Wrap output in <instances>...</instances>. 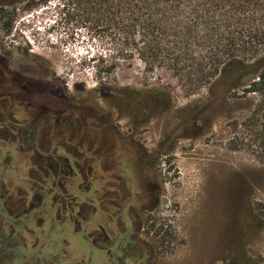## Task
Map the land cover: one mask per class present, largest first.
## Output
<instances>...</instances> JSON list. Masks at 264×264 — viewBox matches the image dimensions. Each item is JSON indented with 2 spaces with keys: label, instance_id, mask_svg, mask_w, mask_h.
<instances>
[{
  "label": "rangeland",
  "instance_id": "374dc122",
  "mask_svg": "<svg viewBox=\"0 0 264 264\" xmlns=\"http://www.w3.org/2000/svg\"><path fill=\"white\" fill-rule=\"evenodd\" d=\"M113 52L99 39L91 38L86 29L66 22L55 3L34 7L19 4L0 14V64L7 72L48 83L69 103L82 102L86 110L80 118L83 123H113L121 134L151 152L157 151L162 142L166 144L161 146L162 154L155 167L159 205L151 212L141 211L137 200L129 201L131 218L136 221L131 225L136 228L130 229V235L117 236L120 240L115 241L108 216L120 212L104 203L110 198L107 194L119 188L111 180L113 169L109 171L114 166L119 171L123 169L119 144L96 143L90 147L93 141L79 145L78 138L67 135L64 144L53 121L39 123L38 147L33 151L37 162L46 155L57 171L69 174L63 145H71V155L75 147L79 151L90 147L98 152V157L95 160L83 152L78 159L83 169L82 187L89 190L81 197L75 194L80 210L67 201V209L63 210L56 190L61 178L54 174L49 182L37 171L35 177L42 180L32 182L35 196L30 202V142L26 138L20 144L9 138L16 135V130L26 131L38 112L26 107L8 112L0 106V247H5L1 252L4 256L14 255L13 262L6 258L3 264H238L232 260L241 244L254 264H264V163L228 147L233 134L229 121L241 119L246 111L238 109L232 100L212 123H182L191 107L206 101V88H190L186 80L180 81L166 69L145 71L133 55L112 61L108 55ZM112 62L117 64L114 74L98 73ZM119 87L160 90L170 99V109L152 115L146 123H136L129 110H110L102 102L103 96L116 93ZM22 99L25 98L20 97L21 102ZM91 105H98L102 112L95 114ZM196 127L199 134L192 136ZM171 144L172 149L168 150ZM71 183L68 181L66 186L68 197H73ZM33 203L42 205L44 210L51 207L54 213L43 214L39 210L33 214L32 248V240L25 235V229L32 227L27 226L25 215L19 214L18 208L23 205L26 209ZM95 206L98 209L87 228L81 224L83 228L78 230L82 234L76 233L69 222L56 225L51 236L46 226L41 230L42 223L54 215L63 221L77 211H94ZM85 238L92 239L100 250Z\"/></svg>",
  "mask_w": 264,
  "mask_h": 264
},
{
  "label": "trees",
  "instance_id": "16d2710c",
  "mask_svg": "<svg viewBox=\"0 0 264 264\" xmlns=\"http://www.w3.org/2000/svg\"><path fill=\"white\" fill-rule=\"evenodd\" d=\"M47 3H55L66 22L109 46L114 51L108 55L112 61L133 55L145 71L166 69L180 81L186 80L190 88H206V101L191 107L182 123H212L233 100L246 114L229 121L233 134L228 147L264 163V0H0V14L19 4ZM116 68L112 62L98 73L112 75ZM30 82L55 94L48 83ZM102 102L110 110H129L136 123H146L171 106L160 90L129 87L106 94ZM74 104L84 108L82 102ZM95 106L90 107L98 114L102 109ZM163 145L152 154L148 166L157 162ZM236 251L232 262L254 264L242 244Z\"/></svg>",
  "mask_w": 264,
  "mask_h": 264
},
{
  "label": "flooded vegetation",
  "instance_id": "af4514ba",
  "mask_svg": "<svg viewBox=\"0 0 264 264\" xmlns=\"http://www.w3.org/2000/svg\"><path fill=\"white\" fill-rule=\"evenodd\" d=\"M36 81V80H35ZM20 97H24L27 100V103H24L22 99V102L20 100ZM44 100H47L48 103H45ZM0 106L5 107L8 109V112L14 111L16 108L21 109L26 107L27 108H35L38 112V116L33 119V123L28 127L26 131L18 132L16 130V135L10 137L9 139H13L15 143H20L25 141L27 138V142H30L29 149L31 153V157L29 158V162H31L30 168H28V177H30L31 180V190H29L28 194H32L30 202L33 200L35 193H34V187L32 185V182L34 181H40L42 180L40 176L37 175L35 177L34 171H37L38 173H41L43 175V178L48 180L49 182L52 181V176H59L61 178V181L59 182V188L57 187V191L59 194V202H62L60 205H62L63 210L67 209V204L65 201L68 202V204L73 205L72 207L79 209L80 206L77 202L79 199L78 196L75 194H78L80 197L85 194L89 193V190H84L82 187L83 183V169L81 168V164L78 162V159H81L82 153L84 152L85 155L90 154V156L94 157L95 160L98 157V152L96 150L91 151L90 147H93L94 144H105V145H113L119 144L120 148L122 149L121 158L123 159L121 161V166H123V169L119 171V167L114 166L115 168L112 171L114 174H111V180L116 183V185H119L118 191L109 192L107 195H109V199L106 203L118 210L120 212L119 215H113L112 213L109 214L108 218L112 221V233L114 234V240H120L117 236L119 235H130V229L135 230V220L131 218V206H127L128 202L133 200H137L140 210L141 211H153L157 208L159 205V183L157 180L156 175V162L152 163L153 166H148L147 161H149L152 158V154L156 151H148L144 145L141 143H137L135 146H131L132 143L136 142L132 137L128 135L121 134L117 127L113 123H83V120L81 121L80 118L82 117V112H86L80 105L74 104V102L69 103L67 98L57 92L55 94L50 93V89L46 87L37 88L32 82H30L28 79H25L23 77H19L16 74H13L11 72H7V70L0 64ZM59 106V107H58ZM84 110V111H83ZM34 111V110H33ZM73 118V119H72ZM53 121L55 124V128L57 130V135L60 141L64 142L66 141L65 135L70 137V139H79V145L89 143L88 141H93L94 143L90 145L89 150L82 149V151H79V148L75 147L74 149V155H71V145L69 147L66 145H63V148L65 150V161H67V164L69 165V174L68 172L61 174L60 170L57 171V168L51 163L48 162V157L44 155L43 158L40 157V160L37 162L35 159V155L33 154V151L35 150V146H37L36 142V136H37V130L39 123L41 122H48L49 120ZM81 122V123H80ZM16 127V126H15ZM17 128V127H16ZM100 128V129H98ZM100 130V131H99ZM14 133L15 130L13 129ZM78 133H81V135L78 136ZM83 133V134H82ZM99 135H101V138L99 140ZM20 141V142H19ZM78 143V141H77ZM134 145V144H133ZM82 146V145H81ZM38 147V146H37ZM86 148V147H85ZM133 151H132V149ZM134 149H139L137 152L134 151ZM90 151V152H89ZM41 152V151H40ZM136 152V153H135ZM41 156L43 153H40ZM140 155L139 159L136 160V156ZM161 156V155H160ZM8 157H11V155ZM45 161V162H44ZM28 162V161H27ZM28 162V163H29ZM117 168V169H116ZM52 171V172H51ZM118 171L120 173H118ZM58 173V174H57ZM55 174V175H54ZM68 177V181L72 180V183L70 184L71 187V196L68 197L66 195V186L68 181H66V178ZM44 181L40 182L41 185L44 186ZM97 183V180H96ZM113 184V183H110ZM54 185V184H53ZM55 186V185H54ZM114 188V185H112ZM117 187V186H116ZM94 191H96V186L94 185ZM121 192V195H120ZM38 197L41 196V194L37 195ZM19 207V206H18ZM96 210L94 211H87V213L83 212H75L74 214H71V216H65V220H59L60 215L58 214V210L56 211V214L59 218H57L55 215L50 218L49 221H44L41 226V230L43 226L47 227V231L50 232L52 229L58 225H63L65 222H69L73 230L77 231L79 228H83L85 226L87 228V224L90 222V219L94 217L97 207L95 206ZM42 210L43 214L46 213H54L51 207L49 209H42L41 206L34 205H28L26 209H23V205L21 206V209L18 208L19 214H24L26 218V224L31 225L32 228L25 229V235L27 238L32 240L31 247L33 248V240L35 238V230H34V213L36 211ZM19 214L16 216V218L19 217ZM107 218V217H106ZM107 218V219H108ZM63 222V223H62ZM0 223H2L0 221ZM131 223L134 225L132 226ZM14 223L11 224L12 227ZM21 226H23V223H19ZM83 224V226L81 225ZM99 225V224H98ZM75 226L78 227L75 229ZM45 227V228H46ZM96 229V228H94ZM93 229V230H94ZM87 230V229H86ZM116 231V233H115ZM78 233H81V231H78ZM82 234V233H81ZM24 238V237H23ZM87 241H89L97 250L98 249L95 245V242L90 238H85ZM12 240V238H10ZM5 250V247H0V264H3L5 259L8 258L9 262L14 261V255L12 253H9L8 256H4L1 252ZM32 251V250H31ZM12 252V251H9Z\"/></svg>",
  "mask_w": 264,
  "mask_h": 264
}]
</instances>
